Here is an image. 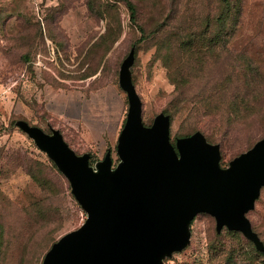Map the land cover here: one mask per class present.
<instances>
[{
	"label": "rangeland",
	"instance_id": "374dc122",
	"mask_svg": "<svg viewBox=\"0 0 264 264\" xmlns=\"http://www.w3.org/2000/svg\"><path fill=\"white\" fill-rule=\"evenodd\" d=\"M130 1L138 25L125 0H0V264H43L88 218L25 126L59 130L95 171L107 155L115 169L129 111L120 70L132 52L143 123L168 115L176 149L209 128L227 143L216 160L225 170L264 136V0ZM240 85L253 105L233 122L224 113ZM247 217L264 243V186ZM187 232L162 264H264V251L240 231L218 230L210 213H197Z\"/></svg>",
	"mask_w": 264,
	"mask_h": 264
},
{
	"label": "water",
	"instance_id": "95a60500",
	"mask_svg": "<svg viewBox=\"0 0 264 264\" xmlns=\"http://www.w3.org/2000/svg\"><path fill=\"white\" fill-rule=\"evenodd\" d=\"M133 59L134 52L120 70L129 111L115 169L107 155L95 171L89 155L78 156L59 130L49 134L25 126L70 179L88 212L81 227L52 245L43 264H162L164 252L188 242L187 224L199 212L215 216L218 230L240 231L264 251L247 217L264 186V137L225 170L216 164L220 145L210 144L201 131L180 139L176 149L168 115H159L150 127L143 123L129 72Z\"/></svg>",
	"mask_w": 264,
	"mask_h": 264
},
{
	"label": "trees",
	"instance_id": "16d2710c",
	"mask_svg": "<svg viewBox=\"0 0 264 264\" xmlns=\"http://www.w3.org/2000/svg\"><path fill=\"white\" fill-rule=\"evenodd\" d=\"M125 1H126L128 8H129V11H130L131 21L134 24L138 25L136 5L130 0H125ZM227 6H228V8H231V4H229ZM225 14H226L225 12H222L221 15L218 17L219 23H223V21L225 20V16H226ZM138 28L141 29V27H139V26H138ZM244 85H245V87H248V89H249L251 87V81L248 79ZM238 88H240V90H238L235 95H232L231 97H233V98L230 99L231 110L224 113L227 116V118L232 119L233 122H239V120L244 118V105L246 106L245 109H247V108L250 109V108H252L251 105H253L252 102H250L251 100H249V97L244 95V92H243L244 87L240 85ZM165 111L168 113V110H165ZM170 116L173 117L171 113H170ZM201 129H204L202 131L200 129L199 130L206 136L207 140L210 142H215L216 144H219L220 149H221V147L227 146V143L225 142V140L223 138L214 137L213 134L211 133V131L209 130V128L207 129L206 127H204ZM260 139H258V140H260ZM254 144H253V146H254Z\"/></svg>",
	"mask_w": 264,
	"mask_h": 264
}]
</instances>
